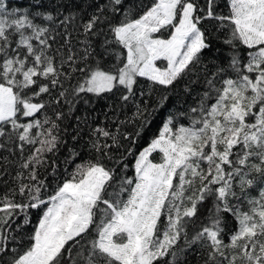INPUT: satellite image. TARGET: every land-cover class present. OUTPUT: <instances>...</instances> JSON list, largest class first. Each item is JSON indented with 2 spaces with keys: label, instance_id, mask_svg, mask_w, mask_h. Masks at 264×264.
<instances>
[{
  "label": "snow or ice",
  "instance_id": "6c2138e0",
  "mask_svg": "<svg viewBox=\"0 0 264 264\" xmlns=\"http://www.w3.org/2000/svg\"><path fill=\"white\" fill-rule=\"evenodd\" d=\"M0 264H264V0H0Z\"/></svg>",
  "mask_w": 264,
  "mask_h": 264
},
{
  "label": "trees",
  "instance_id": "16d2710c",
  "mask_svg": "<svg viewBox=\"0 0 264 264\" xmlns=\"http://www.w3.org/2000/svg\"><path fill=\"white\" fill-rule=\"evenodd\" d=\"M31 2L32 0H6V3L9 4V10L15 7H28ZM222 39L223 37H221L220 39H217L216 35L215 34L213 35L212 37V42H213V53L212 54L213 55H215L219 49L224 47L221 43ZM206 55H208V53H206ZM194 87L197 88L198 90H203L204 85L200 84ZM89 95L91 96V94ZM194 97H195V92L193 93V97L189 98L188 103H192V99ZM111 103H112V100L110 98H106V99L92 98L90 104H84L81 102L80 104L77 105L75 113L66 122V124L68 125V134L64 136V139L67 141V144L64 146H61L60 152L57 154L58 158H54L56 159V163L61 166L59 171L63 172V169L65 167L64 158L68 154V148H71V147H80L81 149L83 148L84 141L88 139V131L90 127H93L97 124L101 126H107L109 128L113 127L114 121H112L111 119V110L108 107ZM181 106L183 107L185 105H181ZM105 113H109V119H105ZM131 113H132V109L129 108L125 110L124 114L120 115L119 118L123 120L126 118V116H131ZM77 116L82 118L81 122L79 123L80 137H82V139L79 140V145H77L74 141L71 140V134H73L77 128V121L75 120V117ZM85 116L87 117V124L83 122V118ZM159 124H160V120L158 119L156 121V124L152 126L151 131L155 132L157 125ZM122 130L131 131L132 126L128 125L126 129H122ZM139 144L140 146H143L144 141H140ZM5 155H7V153H5ZM129 163L130 164L132 163L131 157H129ZM14 169H15V165L9 167V171L12 172L13 175H14ZM70 170L71 168L69 167V171ZM128 175H132L131 168L128 171Z\"/></svg>",
  "mask_w": 264,
  "mask_h": 264
}]
</instances>
